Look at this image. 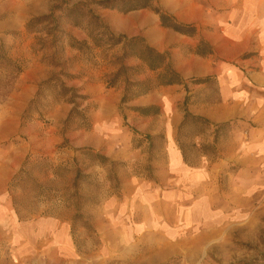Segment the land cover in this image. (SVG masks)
Instances as JSON below:
<instances>
[{
  "label": "rangeland",
  "instance_id": "obj_1",
  "mask_svg": "<svg viewBox=\"0 0 264 264\" xmlns=\"http://www.w3.org/2000/svg\"><path fill=\"white\" fill-rule=\"evenodd\" d=\"M18 1L30 2L37 15L14 34V43L0 42V133L30 129L0 143V154L7 149L12 154L21 143L35 144L42 153L51 147L52 152L28 157L8 185L12 217L0 218V264H264L263 169H246L244 178H237L227 165L214 190L219 195L209 205H192L194 213L150 200L130 203L125 220L124 211L108 203L120 196V175L127 171L123 163L72 145V135L90 126L78 85L83 76L103 80L108 87L123 85L122 103L166 79L165 70L158 74L132 58L124 41L116 44L129 37L115 27L144 16L152 20L154 10L179 23L189 21L197 15V0H149L148 8L130 12L123 0ZM200 1L207 4L212 18L207 28L214 38H236L238 27L249 19L244 18V0ZM30 66L39 69L41 81L22 108L18 80ZM203 129L189 123L180 134L189 159L196 156L192 140ZM152 160L136 163L147 178ZM48 217L70 225L66 248L55 238L19 239L20 225ZM140 222L143 227L135 225Z\"/></svg>",
  "mask_w": 264,
  "mask_h": 264
},
{
  "label": "crops",
  "instance_id": "obj_2",
  "mask_svg": "<svg viewBox=\"0 0 264 264\" xmlns=\"http://www.w3.org/2000/svg\"><path fill=\"white\" fill-rule=\"evenodd\" d=\"M26 2L0 0V42L14 43V34L22 32L26 22L37 15L36 8ZM195 7V18L180 20L196 28L194 37L162 28L158 16L152 20L144 16L115 27L120 34L140 37L150 48L167 55L171 68L182 81L180 84L157 85L126 103H122L123 85L108 87L103 80L84 76L78 84L87 98L90 126L87 131L72 135V145L123 163L127 171L120 175V196L108 203L113 205L112 209L124 211L125 220L132 202L151 200L167 206L181 205L184 211L189 209L192 213L196 212V205L211 204L212 197L219 195L218 189L214 190L224 178L227 165L237 178H244L246 169L264 170V1L244 0V18L249 19L238 27L236 38H214L207 28L212 24L207 4L197 0ZM200 44H206L211 52L198 56L196 49ZM130 63L141 64L137 60ZM21 77L17 100L23 108L34 98L41 80L39 69L32 66ZM204 79H211L212 84L194 83ZM139 108H156L158 113L143 116L135 111ZM186 113L206 121L203 131L192 140L194 159H189L180 140L189 124ZM29 129L27 125L9 135L0 133V143L26 135ZM32 145L17 144L12 154L9 149L0 154V218L4 220L12 217L7 195L9 183L28 157L52 152L51 147L48 153H42ZM150 145L154 147L151 152L146 149ZM152 157L148 167L152 176L147 178L136 163ZM135 225L143 227L141 222ZM69 226L51 217L41 218L20 225L17 236L36 242L55 238L66 248Z\"/></svg>",
  "mask_w": 264,
  "mask_h": 264
},
{
  "label": "trees",
  "instance_id": "obj_3",
  "mask_svg": "<svg viewBox=\"0 0 264 264\" xmlns=\"http://www.w3.org/2000/svg\"><path fill=\"white\" fill-rule=\"evenodd\" d=\"M123 4H127L128 8L126 12L135 11L146 9L149 7L148 3L149 0H123ZM103 4V3H102ZM155 14L158 16L160 25L164 29L172 30L178 34L187 36V37H194L196 34V28L192 25H183L177 22L173 17L170 15L160 11L154 10ZM126 43V47L128 52H130V56L132 58H136L141 62L145 63L150 71H159L165 70L166 79H162L163 81L159 84L161 86H171L174 84H180L182 81L178 74L174 72L171 68L170 62L168 60V56L165 54H160L156 52L154 49L150 48L142 38H126L120 37L117 39L116 44H120L122 42ZM138 50V51H137ZM211 52L210 48L206 44H200L196 49V54L198 56H205ZM196 84H212L211 79H204V80H196L194 81ZM152 89H148L150 91ZM82 100L86 101V97H81ZM185 105L187 104V98L185 100ZM138 113L143 116L155 115L158 113V109L156 108H139L135 109ZM186 119H188L191 125H198L205 126L206 121L194 117H190L188 113H186Z\"/></svg>",
  "mask_w": 264,
  "mask_h": 264
}]
</instances>
